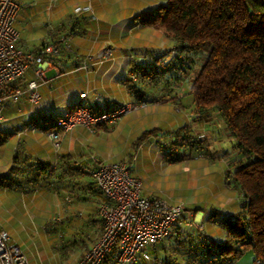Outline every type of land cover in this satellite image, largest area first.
Wrapping results in <instances>:
<instances>
[{
  "label": "crops",
  "instance_id": "0c3cea01",
  "mask_svg": "<svg viewBox=\"0 0 264 264\" xmlns=\"http://www.w3.org/2000/svg\"><path fill=\"white\" fill-rule=\"evenodd\" d=\"M162 1H111L103 6V27L101 23L88 25L83 20L90 16L88 12L76 13L73 22L67 18L68 6L62 0H33L27 13L21 5L18 15L25 14L26 23L20 28L25 38L20 34L19 45L26 51L38 52L43 45L56 43L60 51L44 63L47 81L39 86V103L32 104L23 93L17 101L8 99L2 108L0 129L9 132L8 141L19 142L13 147L12 156L17 154L20 157L17 165L25 167L22 180L32 167L43 165L51 169L43 173L31 192L3 187L0 194H4L3 206L8 212L23 217L41 215L45 210L42 204L52 194L51 199L58 202L64 215L85 217L86 224L87 216L95 213L100 216L96 208L101 203L96 201L99 193L91 170L99 162L116 161L124 162L131 174L141 179L142 195L161 197L166 188L185 185L201 198L202 201L195 196L188 198L191 203L183 208L178 222L183 229L201 227L204 233L218 238L222 234L221 220L234 218L241 210L243 195L232 179V172L245 160V155L235 147V139L223 118L217 111L197 113L185 108L192 106L187 96V78L179 77L166 86L154 80L143 82L138 71H133L136 62H148L147 53L141 52L161 53L158 46L162 43H137L133 35L127 37L126 32L119 31L118 25H134L135 15ZM94 2L87 0L82 5L90 4L97 19ZM166 39L170 47L174 42ZM29 42L33 44L28 46ZM105 44L112 47V58L99 61L96 52ZM31 77L32 68L17 84L24 89ZM136 100L148 104L114 123L98 126L95 131L84 126L69 132L59 129L58 146L53 145L48 132L37 127L46 118L52 119L76 106L101 110ZM214 121L221 127L214 128ZM184 126L205 139L208 149L198 148L197 154L172 162L167 153L169 139L174 138L176 129ZM145 131L150 132L137 143L136 139ZM12 156L8 168L13 163ZM31 163L34 165L30 166ZM180 164L183 165L179 167ZM94 229L91 225L88 230Z\"/></svg>",
  "mask_w": 264,
  "mask_h": 264
},
{
  "label": "trees",
  "instance_id": "16d2710c",
  "mask_svg": "<svg viewBox=\"0 0 264 264\" xmlns=\"http://www.w3.org/2000/svg\"><path fill=\"white\" fill-rule=\"evenodd\" d=\"M134 23L162 32L174 42L166 50L160 47L161 53L141 52L147 53L149 59L133 65L140 80H154L156 84L161 81L167 86L174 79L187 78V94L194 110L217 111L245 160L232 172V179L243 195L242 208L234 218L221 220L222 234L218 238L204 233L201 227L183 229L177 222L169 235L152 244L151 250L147 249L148 258L139 255L125 264H232L248 250L256 261L264 264V0H163L135 15ZM50 44L60 51L56 43ZM52 56L45 54L44 58ZM25 74L11 81L8 90L21 87L17 82ZM53 118H46L37 127L49 132L56 128ZM149 132L145 131L136 142ZM174 134L171 149L181 153L173 157L169 154L172 162L197 154L198 148L208 149L205 139L189 132L187 127L176 129ZM9 137V132L0 129V145ZM19 159L17 154L13 156L12 165L0 175V186L28 193L38 186L43 173L51 169L43 165L32 167L22 180L25 167L17 165ZM98 193V203L111 202L99 189ZM95 214L86 217V224L82 216L64 215L58 225L56 221L58 228L53 232L66 233L60 242L56 241L59 248L69 251L84 245L88 250L103 229L100 212V216ZM91 225L95 228L93 232L88 230ZM90 241L93 243L88 245ZM116 253V248L110 250L100 264H118Z\"/></svg>",
  "mask_w": 264,
  "mask_h": 264
},
{
  "label": "built area",
  "instance_id": "2783aa9c",
  "mask_svg": "<svg viewBox=\"0 0 264 264\" xmlns=\"http://www.w3.org/2000/svg\"><path fill=\"white\" fill-rule=\"evenodd\" d=\"M19 8L17 0H0V122L3 120V105L8 99L17 101L21 94L26 93L32 104L40 102L39 86L47 81L44 63L51 60V57L44 58V55L58 53V48L53 44L43 46L37 53L26 51L19 45L20 33L15 26ZM74 11L89 12L91 18H96L90 4L77 5ZM112 54L111 46H106L96 52L95 57L99 61H105L111 59ZM30 68L32 77L26 88L8 90V84ZM146 105L145 101H131L102 111H92L81 106L55 116L52 123L56 128L50 130L48 136L58 146L59 129L69 132L81 125L95 131L99 125L114 123ZM91 176L96 187L111 202L100 205L103 229L91 247L74 264H100L113 248L117 249L118 264L133 261L139 255L148 258L146 247L171 233L174 225L181 219L182 205L165 198L142 195L141 179L131 174L122 161L99 162L91 170ZM256 263L262 264L260 260ZM0 264H32L19 242L12 239L5 229H0Z\"/></svg>",
  "mask_w": 264,
  "mask_h": 264
},
{
  "label": "rangeland",
  "instance_id": "374dc122",
  "mask_svg": "<svg viewBox=\"0 0 264 264\" xmlns=\"http://www.w3.org/2000/svg\"><path fill=\"white\" fill-rule=\"evenodd\" d=\"M18 1L20 4V8L22 5V11L24 13L30 12L31 7H29L28 4H30L33 0H18ZM62 1L65 2L68 6L66 13L67 18H72L74 21L75 17L77 16L76 12L74 11V6L76 4L82 5L87 0H62ZM94 1L96 6L95 13L97 14L98 18L91 19L90 17H86L83 18V20L85 19V22L91 26H94L97 23H101V26L103 27V23L101 22L102 12H104L103 6L110 5L111 1H116V0H94ZM117 1L118 2L123 1V3L125 2V0H117ZM121 9L123 10V8ZM25 23H26L25 14L17 15L15 25L19 28L20 34L23 39L25 38V34L23 30L21 32L20 28H24ZM118 29L119 31L126 32L128 34L127 37L133 35L137 39L136 41L137 43H142L138 41H144V43L147 44L153 42L158 44L162 43L159 46L157 44V46L159 48L160 47L164 48V50H166V48L169 47V45H167L166 37L164 35H161V32L159 31H154L149 28H141L140 26H136L135 24L131 25L130 27L128 26V24L127 26L118 25ZM28 32L29 31L26 30L25 33L27 34ZM138 38L144 40L141 39L138 40ZM32 44H33L32 42L27 43L28 46H31ZM106 46L109 45L105 44L103 47ZM159 67L155 68L153 73H155ZM160 83L162 82L160 81ZM187 96L189 97V99H191L188 94ZM145 102H147L148 104V101ZM191 105L192 106L190 107L185 106V108L189 110L194 109V104L192 100H191ZM78 107L81 106H77L76 108ZM213 111L215 110L213 109L209 110V112L211 113ZM214 123H215V127L213 126L214 128L221 127V124H218V122L214 121ZM173 140L174 138L169 139V144L167 146V153L170 154L171 157H173L177 153L178 154L181 153V151L179 150L171 149ZM18 143L19 142H16V140H10L0 145V175L7 172L6 169L10 165L12 159L11 156L13 155V150H15V148L13 147L18 146ZM59 143H60V137H59ZM182 165L183 164H180L179 167H181ZM2 188L3 187L0 186V191H2L1 190ZM3 195L0 194V229L7 230L10 236L12 237V239L19 242L21 248L26 252L27 255H29L32 264H74L75 261L86 252L87 249H85L84 245H78V247H72L71 250L66 251V249L61 250L58 244H56V241L59 240L60 238L62 239L63 235H66V233L63 230L53 232L55 228H58L55 227L56 226L55 222L57 221V225H58V222L62 221L65 217L60 210L58 202L51 199L52 194H50L49 197H47L48 199H46L45 202L42 204V208L45 209L43 210L44 213H42L41 215H34L32 217L17 216L8 212L3 206L4 204ZM160 196L162 198L171 200L173 203L181 204L182 208L185 207L188 208L189 203H191V201H189L190 199L188 198H192L195 196V198L197 197L196 199L197 201L201 200V198L196 196V194L193 193L190 189H188L187 187L185 188V185H183V188H179L175 186H172V188L169 187V189L166 188L164 194ZM27 218L29 221L27 220ZM92 243L93 241H90L88 242V245H91ZM151 248L152 246L146 247V249L148 250H151ZM232 264H255L254 254L252 253V251L248 250L240 258H238L237 261L233 262Z\"/></svg>",
  "mask_w": 264,
  "mask_h": 264
},
{
  "label": "snow or ice",
  "instance_id": "6c2138e0",
  "mask_svg": "<svg viewBox=\"0 0 264 264\" xmlns=\"http://www.w3.org/2000/svg\"><path fill=\"white\" fill-rule=\"evenodd\" d=\"M125 2L127 3V0H125Z\"/></svg>",
  "mask_w": 264,
  "mask_h": 264
}]
</instances>
